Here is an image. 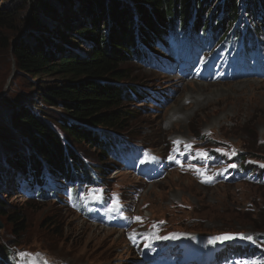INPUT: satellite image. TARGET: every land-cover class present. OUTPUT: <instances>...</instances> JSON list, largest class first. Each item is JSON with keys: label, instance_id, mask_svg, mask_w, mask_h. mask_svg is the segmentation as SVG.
<instances>
[{"label": "rangeland", "instance_id": "rangeland-1", "mask_svg": "<svg viewBox=\"0 0 264 264\" xmlns=\"http://www.w3.org/2000/svg\"><path fill=\"white\" fill-rule=\"evenodd\" d=\"M239 2L242 23L248 16L244 7L250 2ZM15 5L14 0H0V8L13 7L17 15H24L11 21L7 30H0L9 41L25 28L27 16L26 7L23 10L19 9L21 4ZM238 26L240 23L234 25L230 34ZM259 40L264 58V35ZM187 41V46L174 47L163 40L161 46L149 50L158 60L156 65L151 60L124 66L138 78L132 85L144 88L146 95L136 103H125L137 117L129 120L123 132H107L139 152L133 161H120L119 156L102 161L98 149L75 143L73 149L78 157L94 167V175L103 180L99 185H80L78 203L64 194L70 183L57 182L50 176H46L42 187L53 191L55 197L36 200L28 157L38 156L30 149L27 137L15 129L11 118L14 108L26 105L40 115L33 102V80L17 71L12 54L0 43V164L4 165L0 171L8 168L10 175L20 168L26 176V180L22 177L14 184L8 180L6 186L0 173V264H32L33 260L37 264H44L45 260L48 264H166L172 258L179 261L177 264H211L213 254L214 260L227 258L226 252L230 251L240 255L237 247L260 252L253 260L235 264H264V245L257 239L264 237V59L258 61L257 52L246 57L242 51L232 57L234 51L230 50L225 55L218 43L213 45L214 53H208L198 39L196 43L190 38ZM78 44L80 53H89L87 45L81 41ZM185 49V55H181ZM223 59L224 64H220ZM187 63L194 65L191 76L185 70ZM170 67L175 73L168 77L166 69ZM179 80L184 81V98L178 100L176 96L172 100ZM239 84L235 93L225 86ZM199 85L207 86L203 93L207 96L196 91ZM198 94L203 103L199 107L214 104L203 110H195L192 105L185 107L187 96L196 98ZM245 108H249V116L243 114ZM238 109L242 112L240 119L228 118L229 112L235 114ZM48 114L65 117L62 109L53 108ZM201 152L205 153L203 157ZM242 154V165L249 173L233 181L237 156ZM6 156H11L12 161L5 163ZM74 186L79 189V182ZM155 190L164 191L169 198L164 204H171L169 212V208L158 204L157 195H151ZM148 195L149 206L144 204ZM88 214L100 215L109 225L92 222ZM200 214L207 219L199 223ZM11 217L20 223L15 225ZM222 234H245L253 240L235 239L223 245L217 242L204 255V250L214 247H206L204 238ZM177 243L182 244L175 248ZM20 253L40 255L28 259ZM8 255L12 257L10 263L6 260Z\"/></svg>", "mask_w": 264, "mask_h": 264}, {"label": "trees", "instance_id": "trees-1", "mask_svg": "<svg viewBox=\"0 0 264 264\" xmlns=\"http://www.w3.org/2000/svg\"><path fill=\"white\" fill-rule=\"evenodd\" d=\"M14 1L15 7L18 4H21L19 9L26 7L25 28L18 31V37L13 41L0 34V43L12 54L17 71L33 80V102L40 115L26 105L14 108L11 118L15 129L27 137L30 149L38 156L28 157V172L34 192L38 190V201L55 197L50 190L46 195L41 194L46 176L70 183L64 194L76 203L82 191L80 185L102 183L103 180L94 175V167L75 153V143L98 149L102 161L118 156L128 159L137 154L130 144L122 143L107 132H123L129 120L137 117L125 103L138 101L142 91L132 85L131 82L138 78L128 72L129 69L124 67L126 64L151 61L152 56L146 49L151 50L161 39L177 45L182 32L183 40H187L192 18L194 35L206 48L219 41L223 48L228 47L226 51L233 49L236 53L243 48L244 55L256 50L258 41L255 37L264 31V0H247L246 4L250 2V6L244 8L249 23L239 22V0H225L219 6L222 0L215 4H212L214 0ZM16 11L13 7L0 8V30H7L11 21L24 17ZM238 22L240 26L234 29V35H230V29ZM80 41L88 46L89 53H80ZM53 108L62 109L65 117H50L48 113ZM96 129L102 130L98 133ZM240 158L241 155L237 161ZM9 160L12 161L11 156L9 159L6 156L5 163ZM22 165L25 167L23 162ZM2 168L4 165L0 164ZM237 172L240 177L248 170L239 165ZM0 173L6 177L2 171ZM78 182L79 189L74 186ZM79 208L84 212L81 206ZM87 216L92 221H103L98 215ZM11 219L13 222L18 220ZM19 223L15 221L14 224ZM258 241L264 244V237H258ZM6 260L12 261L10 255Z\"/></svg>", "mask_w": 264, "mask_h": 264}, {"label": "bare ground", "instance_id": "bare-ground-1", "mask_svg": "<svg viewBox=\"0 0 264 264\" xmlns=\"http://www.w3.org/2000/svg\"><path fill=\"white\" fill-rule=\"evenodd\" d=\"M200 2V1H199ZM244 4V3H243ZM237 7V6H236ZM236 13V12H235ZM204 14V13H203ZM236 15V14H235ZM239 21V20H238ZM240 22V21H239ZM238 22V23H239ZM152 60H153V63H158V60H156L154 57L152 58ZM121 62V61H120ZM120 64V63H119ZM125 64V63H124ZM187 74L189 75V76H191V70L188 68L187 70ZM172 75L173 76V73H169L168 74V77H169V75ZM178 77V76H177ZM175 78V77H174ZM178 78H181V77H178ZM183 80H185V79H183ZM180 81H182V80H179V81H177L176 82V84H175V89H174V92H173V94H172V100H174V98L177 96V98H178V100H182L183 98H184V95H185V85H184V81H182V82H180ZM230 84H232V82H229ZM245 82H243V84H244ZM264 82H261V84H263ZM192 85V84H191ZM251 85V84H250ZM226 86V88H228L229 90H231V92H233V93H235L236 91H238L239 90V88H240V84H239V86L237 87L236 85L235 86H233V85H225ZM207 86H205V85H199V89L198 88H196V91H199V92H202L201 94H203V93H205V88H206ZM243 87V86H242ZM251 87H252V85H251ZM203 90V91H202ZM193 91H194V89H193ZM201 94H198V96H196V98H194V96H191L190 95V97H188L187 96V98H186V100L185 101H183V102H185V107H187V108H190V107H192V106H195V110H199L200 108L203 110V109H205V108H207V107H209L211 104H214V103H211V104H208V105H206L204 108H202V106L201 107H199L198 105L199 104H203V103H200V101L198 100V97L199 96H201ZM206 94H203V96H205ZM202 96V97H203ZM207 96V95H206ZM246 96V95H245ZM247 97H250V96H247ZM223 101V100H222ZM248 103L249 104H251L252 103V100L251 99H249L248 100ZM192 105V106H191ZM183 108H185L184 107V105L182 106ZM177 109V108H176ZM179 109V110H178ZM177 109V111H180L181 112V110H180V108H178ZM253 112H254V109H253ZM243 114H245L246 116H249V114H250V110H249V108H245V109H243ZM228 118H235V119H240V117H242V112L238 109V111L235 113V114H232V112H229L228 114ZM196 116V115H195ZM0 158H1V156H0ZM14 165V164H13ZM14 166H16V165H14ZM13 168V167H12ZM11 168V169H12ZM11 170H9L8 171V168L6 169V170H4V171H2V173H3V175L4 176H6L5 178H4V184L6 185V186H8V180H11V182H12V184H14L17 180H19L20 178H22V179H25L26 180V177H25V174L24 173H22L20 170H18L17 168L13 171V172H11V174L10 175H8V172H10ZM20 185L21 184H23V182H21L20 181V183H19ZM153 194H155V195H157V197H158V199H159V205L160 206H162L163 207V209H166V208H169L168 209V212H169V210L171 209V204L170 205H164L167 201H168V197L165 195V192L164 191H157V190H155V191H153V193L151 194V195H153ZM151 195H148L147 196V201H145L144 200V204H146L147 206H149V201H150V198H151ZM165 199V200H164ZM207 219V217H204V216H202V214H200V216L198 215L197 216V220H198V222L200 223V222H203L204 220H206ZM105 224H107V226L109 225V223L107 222V223H105ZM95 228V227H94ZM232 229V228H231ZM188 239H194V238H188ZM210 240L211 239H207V238H204V244H205V246L206 247H208V248H211V247H213V246H216L217 245V242H215V243H210ZM182 243H177L176 245H175V248H178L180 245H181ZM204 248V247H203ZM242 253L243 254H247V252L246 251H244V250H242ZM211 261H213V257L211 256L210 257V262Z\"/></svg>", "mask_w": 264, "mask_h": 264}, {"label": "snow or ice", "instance_id": "snow-or-ice-1", "mask_svg": "<svg viewBox=\"0 0 264 264\" xmlns=\"http://www.w3.org/2000/svg\"><path fill=\"white\" fill-rule=\"evenodd\" d=\"M175 144H180L182 143L181 141H174ZM187 147H191V145H186ZM200 155L203 157L205 155V153L201 152ZM233 167H235L236 165H232ZM136 220L137 221H140L141 218L140 217H136ZM246 239L248 241H252L253 240V237L250 236V235H245V234H222L220 236H217V237H213L211 240H210V243H215V242H220V243H224L226 241H230V240H233V239ZM22 258H28V259H31L34 255L35 256H39L40 254H32V253H20L19 254ZM32 264H37V261L36 260H33L32 261ZM44 264H48L47 260L44 261Z\"/></svg>", "mask_w": 264, "mask_h": 264}, {"label": "water", "instance_id": "water-1", "mask_svg": "<svg viewBox=\"0 0 264 264\" xmlns=\"http://www.w3.org/2000/svg\"><path fill=\"white\" fill-rule=\"evenodd\" d=\"M3 228V223L0 221V230ZM239 239V238H237ZM234 240V239H233ZM227 242V241H226Z\"/></svg>", "mask_w": 264, "mask_h": 264}, {"label": "flooded vegetation", "instance_id": "flooded-vegetation-1", "mask_svg": "<svg viewBox=\"0 0 264 264\" xmlns=\"http://www.w3.org/2000/svg\"><path fill=\"white\" fill-rule=\"evenodd\" d=\"M45 194V193H44Z\"/></svg>", "mask_w": 264, "mask_h": 264}]
</instances>
